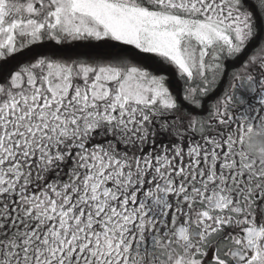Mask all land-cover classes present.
<instances>
[{
  "label": "snow or ice",
  "instance_id": "snow-or-ice-1",
  "mask_svg": "<svg viewBox=\"0 0 264 264\" xmlns=\"http://www.w3.org/2000/svg\"><path fill=\"white\" fill-rule=\"evenodd\" d=\"M264 0H0V264H264Z\"/></svg>",
  "mask_w": 264,
  "mask_h": 264
},
{
  "label": "clouds",
  "instance_id": "clouds-1",
  "mask_svg": "<svg viewBox=\"0 0 264 264\" xmlns=\"http://www.w3.org/2000/svg\"><path fill=\"white\" fill-rule=\"evenodd\" d=\"M249 154L255 159L264 161V127L254 130L246 139Z\"/></svg>",
  "mask_w": 264,
  "mask_h": 264
}]
</instances>
